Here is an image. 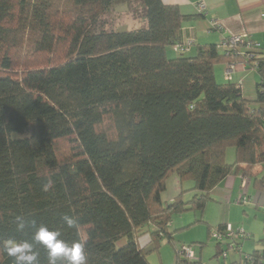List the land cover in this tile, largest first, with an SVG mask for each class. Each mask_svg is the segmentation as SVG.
Instances as JSON below:
<instances>
[{"label": "trees", "instance_id": "trees-1", "mask_svg": "<svg viewBox=\"0 0 264 264\" xmlns=\"http://www.w3.org/2000/svg\"><path fill=\"white\" fill-rule=\"evenodd\" d=\"M116 1L128 0H0V264H15L6 242H33L35 227L17 231L18 217L82 242L86 264H151L138 241L147 225L148 245L171 241L172 215L203 214L230 175L263 188L254 170L264 163V58L254 51L258 65L247 61L260 75L256 99H247L240 83L216 80V66L236 63L238 51L210 43L194 56H168L196 15L140 0L144 26L95 30ZM63 140L70 155L61 156ZM173 174L194 186L164 204ZM121 237L128 243L116 247ZM33 243L38 264H48L47 250ZM237 246L233 264H264V252L243 256ZM175 264L201 263L178 250Z\"/></svg>", "mask_w": 264, "mask_h": 264}, {"label": "rangeland", "instance_id": "rangeland-1", "mask_svg": "<svg viewBox=\"0 0 264 264\" xmlns=\"http://www.w3.org/2000/svg\"><path fill=\"white\" fill-rule=\"evenodd\" d=\"M145 9L140 0L116 1L110 10L101 18L95 30L104 31H123L144 26ZM185 56L188 53L182 52ZM227 77V76H226ZM245 87V95L255 98L257 96L256 86L252 83L253 79H241ZM255 104V103H254ZM31 134V129L25 134L14 135L15 137H24ZM70 140H63L59 145L61 156L70 155L72 150ZM236 158V149L229 147L226 155V161L232 163ZM183 186L186 188L192 184L191 180H181L177 174L171 175L167 180V188L162 194L164 204L168 203L172 197L181 192ZM215 190V189H214ZM213 190V191H214ZM212 191V192H213ZM243 188L241 194L230 200L220 199L219 193L213 192V199L207 203L205 213L195 210H186L180 213H174L168 225L169 233H172L173 239L168 240L166 236L162 237L156 244L150 242V234L153 225H147L144 233L139 237L140 246L146 247L148 260L151 264H175L178 250L186 246H191L194 250L196 259L201 264H233L240 258V251L231 249L228 245L232 240L224 239L222 244L209 232V224L216 226L220 223L231 224L235 231L243 229L247 237L237 238L240 242L243 256L255 250V246L264 250V208H258L255 200L250 197L255 191L246 192ZM192 192L186 194V199L193 197ZM240 197L245 200L239 201ZM255 197V198H256ZM216 198V199H215ZM263 207V205H261ZM209 223V224H208ZM216 227L211 231L215 232ZM236 242V243H237ZM128 243L127 237H121L116 242V247H122ZM157 246V248H156ZM222 249L227 253L224 258Z\"/></svg>", "mask_w": 264, "mask_h": 264}, {"label": "crops", "instance_id": "crops-1", "mask_svg": "<svg viewBox=\"0 0 264 264\" xmlns=\"http://www.w3.org/2000/svg\"><path fill=\"white\" fill-rule=\"evenodd\" d=\"M165 4H176L180 7L182 13L187 15H196V17L186 20L182 26V32L180 37V42L185 43L189 39L194 40V44L186 53L189 56L196 55L197 45L203 44H217L220 51L223 52L224 48L221 47L223 41L230 35H240L247 34V39L258 43L259 49L256 50L257 56L264 58V0H162ZM204 1L206 8L203 13L199 12L197 8V3ZM215 22L220 23V26L215 25ZM145 25V22H144ZM249 51V49L242 45L238 48V55L242 56L236 63H234V73L231 79H228L227 71L229 64H219L216 66L215 74L216 80L220 83L228 82L232 80L241 84L242 94L247 99H256L247 97L245 95V87L242 84L241 79H253V84L256 86L260 82V75L255 69H251L245 60L244 55ZM169 57L180 56L182 51H180L176 46H171L167 50ZM258 92V90H257ZM264 151V145L262 147ZM234 162V161H233ZM254 173L258 178L264 177V163L256 166ZM193 182L187 188L183 186V189H191L193 187ZM243 188L247 190L246 192H251L253 188L256 192V196L250 194V197L255 200L256 206L258 208H264V183L263 188H258L255 185L254 177H245L243 173L233 174L226 178L218 187L215 188L213 192L219 193L220 199L225 201L232 200L235 196L236 198L241 194ZM213 192L211 193L212 199ZM193 193V192H192ZM177 196V195H176ZM172 197L171 201L176 197ZM256 197V198H255ZM215 198V199H216ZM263 205V207L261 206ZM205 213V211H204ZM264 222V221H263ZM209 224V223H208ZM225 224L220 223L216 226L209 224L210 227H217L219 225ZM240 243V242H239ZM241 245V243H240ZM254 251L264 252L258 248L254 247ZM242 250V249H241ZM243 252V251H242ZM252 253V252H250ZM249 254V253H248Z\"/></svg>", "mask_w": 264, "mask_h": 264}, {"label": "clouds", "instance_id": "clouds-1", "mask_svg": "<svg viewBox=\"0 0 264 264\" xmlns=\"http://www.w3.org/2000/svg\"><path fill=\"white\" fill-rule=\"evenodd\" d=\"M62 221L69 229L76 228L78 221L69 215L62 216ZM35 227L32 237L33 242L43 246L47 250L48 264H57L58 259H63L66 264H86L85 245L82 242L67 243L61 239L58 230H51L46 225L35 226V221H26L18 217L17 231H24L28 226ZM27 240H10L5 243L4 250L12 257L15 264H38V252L34 249V243Z\"/></svg>", "mask_w": 264, "mask_h": 264}, {"label": "built area", "instance_id": "built-area-1", "mask_svg": "<svg viewBox=\"0 0 264 264\" xmlns=\"http://www.w3.org/2000/svg\"><path fill=\"white\" fill-rule=\"evenodd\" d=\"M197 8L199 10V12L203 13L205 8H206V4L204 1H201L199 3H197ZM262 16H264V13L262 14ZM215 25L220 26V23L215 22ZM247 34H240V35H230L228 38H226L223 43L221 44V47L224 48V50L227 52L230 51H238V48L242 45H245L249 51L251 53L249 54H245V60L248 61L250 59L253 60V66H257L258 62L255 60V56H256V50L259 49V44L252 41V40H248L247 39ZM194 44V40L193 39H189L187 40L185 43H177L175 46L182 52H186L189 51L190 48L192 47V45ZM235 67L232 64H229V68L227 71V78L231 79L232 74L234 73ZM242 200H245V198L240 197L239 201L241 202ZM212 235L220 242L223 243L222 241L224 239L227 240H232V243H229V247L231 249H236L238 250V246L236 243V239L237 238H241V237H247L246 232L243 229H239L238 231H235L232 227L231 224H226L224 229L219 231V230H215V232L213 231ZM223 252V256L224 258H227V253L222 249ZM180 254L184 257L187 258H195L196 259V255L194 250L191 248V246H186L184 245L181 250H180Z\"/></svg>", "mask_w": 264, "mask_h": 264}]
</instances>
